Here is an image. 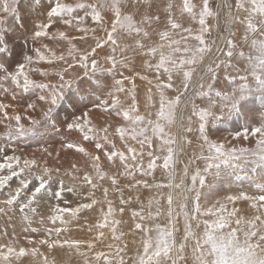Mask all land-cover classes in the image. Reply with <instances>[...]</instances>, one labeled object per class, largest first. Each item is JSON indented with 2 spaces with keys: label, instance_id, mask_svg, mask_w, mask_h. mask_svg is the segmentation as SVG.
<instances>
[{
  "label": "rangeland",
  "instance_id": "1",
  "mask_svg": "<svg viewBox=\"0 0 264 264\" xmlns=\"http://www.w3.org/2000/svg\"><path fill=\"white\" fill-rule=\"evenodd\" d=\"M53 1L54 3L51 4L46 3L48 6L51 5L47 8L45 0H31L30 2L28 1L29 4L27 5H25L27 0H15L13 5L16 9L15 13L5 14L0 11V19L4 21V24L0 25V104L7 106L5 111L8 116L20 115L22 118L21 123L26 128H33V133L26 137L9 138L7 126L11 124L14 127L15 121L5 119L3 113H0V121H2L0 122V163H6L12 157L20 158V167H23L25 160L36 161V166L32 167L30 171L25 170V172L17 176H11L8 169L0 170V180L9 177L0 185V245L11 243L17 250L21 247L25 249L36 247L40 253L44 254L41 256L38 253L35 258L31 255H25L19 261H14V264H42L45 257L49 261H53L54 264H83V259L76 255L75 250L72 251L71 255L67 248L61 249L57 247L49 252L46 245L38 243L42 239L57 238L84 242L92 241L95 243L93 251H104L109 254V259L113 264H118L119 257L115 255L117 249H122L119 255L123 257L124 264H137L136 257L138 253L142 252L143 233L135 228V224L140 222L146 227L153 229L156 224L161 226L167 224L166 199L161 200L160 209L162 214L156 216L155 219L140 221L139 217H133V212L147 215L149 201L159 199L161 193L165 192L166 194L169 191L167 188L158 189L155 187L156 184H166L168 182L167 172L162 168L163 158L167 153L160 150V141L153 138L152 148L144 145L142 162L145 171H147L148 163L152 159L147 153L151 151L153 156L161 157V159L156 161V169L151 172V175H141L139 171L135 172L132 177L123 175L124 168L119 163L118 158H115V163H110L107 157L104 156V150L112 151V145H115L116 150L127 153L128 147H133L140 151L141 146L130 138L121 140L116 132L118 127H128L129 122L124 121L122 116H117L115 113L109 114L102 111L97 105L104 100L111 103L112 96L109 93H113L118 96L121 104L127 108L132 100L131 95L128 93L132 90L134 83L139 114L145 116L146 119L155 120V113L159 106V96L155 87L157 83L156 71L154 67L151 69L146 67L145 62L147 61L154 65L158 62L159 56L149 57L143 55L141 49L136 47V40L139 39L145 45V50L143 49V52H145L148 47H155L161 42L159 39L161 31H168V29L172 31L167 26V6L169 3L173 5L172 15L178 23L181 24L180 20H185L189 15L187 13L182 14L181 9H179L183 5V0H139V2L137 0H131V2L123 0L122 11L132 15L133 18L140 16L138 15L140 12L143 13L140 20H143L146 16L159 17L158 21L152 20L151 26H144L150 33L149 36L144 38L142 36L136 37L135 35L120 33L118 35V43L121 47L126 48V51L121 52V49L117 48L116 52L113 53L110 44L105 45L103 49H97L96 55L89 58V64L91 59L95 58L98 69H103L104 71L98 70L93 74L89 68L88 75H85L84 69L79 67L70 69L68 73H65V79L73 81L72 88L64 90L63 99L58 102V106H51L50 103L39 99L40 95L50 97L47 89H30L25 93L23 88H17L12 83L11 75L17 74L20 66H23L24 74L31 81L37 84L59 85L60 80L57 73L62 72L67 65L65 61L60 60L48 63L47 59L51 58L52 53H55L56 56L63 55L66 60H69L68 53L71 47L74 46L77 49L76 55L83 51H90L91 47H94L95 41L92 29L97 30V38L105 36L101 26L94 22L91 8L86 7L87 9H81L82 14L80 15H77L74 11L69 15L67 14L65 19L70 20V24H66L64 19L52 18L51 27L47 29L48 35L36 37V29L25 27V24L34 22V19L39 15L41 20L48 24V12L54 6L56 0ZM60 1L72 5L74 8L79 3L86 4L85 1L87 3L90 2L89 4L92 5H96L99 2V0ZM218 1L209 0V5L213 11L214 7L216 10L219 9L217 7ZM190 2L196 5L195 11L197 12L202 7V0H190ZM41 5H45V8ZM159 7L162 10H159ZM223 9L227 19L228 9L224 7ZM100 11L104 18V26H110V22L113 19L112 12L107 9H100ZM71 14H76L77 16L72 17ZM23 20L27 21L24 25ZM195 21L198 22V16ZM79 26L88 29L86 36L85 33L78 30ZM244 30L242 29L241 31ZM61 32L65 34L64 39L60 38L59 34ZM244 33H240L239 37L233 40L235 48L232 49V57L226 55L228 49L217 58V52L221 51V49L217 50L213 47V56L208 57V67L210 66L215 73L214 80L211 73L207 70L208 67L202 74L204 76L203 82L205 83L204 91H208V85L212 86V99L216 105L212 111L217 115L221 114L222 108H227L228 101L216 97V91H220L222 94H230L234 87H239L242 83L240 80L241 76H247L249 86L254 87L251 75L247 74L248 70L243 73L240 67V71H238L241 58L237 59L236 57L239 52L246 51V49L244 51L243 45H240ZM207 35L213 40L210 32ZM151 40L154 43L152 42L151 44ZM38 52L44 55L46 60H40ZM113 55L117 60L127 57V66L120 67L118 65L109 74L107 69L111 68V62L108 57ZM29 57H31V60L28 59ZM247 57L248 54L245 53L243 64H247ZM42 72L47 73V75H41ZM142 76L147 79H141ZM5 77H8V79H5ZM123 77H130L132 80L124 81L125 92L115 93V80ZM18 78L22 84L23 76ZM229 78H232L234 83H230ZM149 80L152 81L151 85L148 83ZM161 81L167 82V76L162 74ZM172 82L174 88H182V76L174 75ZM5 88L7 91L4 90ZM150 88L152 89L151 101H149ZM166 95L169 98H175L177 92L173 89H168L166 90ZM188 99L195 103L198 109L209 107L208 98L196 96L191 89H189ZM29 105H32V107H29ZM50 107H53V111L46 115ZM242 110L243 115L241 116L233 115L231 118L220 121H209L204 135L207 136L211 143L224 145L226 150L234 148L254 151L257 146V138L249 134L248 139H244L243 130L264 124V97L254 94L242 106ZM85 113H87L88 126L92 127L95 130L94 132L87 133V127L83 131L76 127L71 129L68 127L70 124L74 125L76 123L83 125L85 123L83 119ZM149 113L152 115L149 116ZM181 113L184 117L182 121L184 128L190 126L192 131L183 130L179 119H177L176 125L172 128L173 133H178L185 138L182 150L177 153L175 167L179 179V176L183 175L185 164L193 161L189 164V176L185 181L190 186L191 175L197 169L203 171L205 167V161L197 159V157L202 154L207 156L208 150L206 145L203 150L201 149L204 139L199 131L200 121L198 116H192L191 124L189 125L188 117L191 115V104H189L187 109L181 105L178 109V116ZM33 122H35L34 125ZM104 129H107V133H105ZM86 133L89 135L87 140L84 139ZM106 134L107 139H105ZM68 143L83 147L89 155L85 156L83 153L77 152L75 148H67L66 145ZM96 143H100L103 146L101 150L96 148ZM93 156L100 157L99 164L102 171L108 173L109 176H116L117 184L115 186L112 185L111 180L108 178L103 181H94L97 184L95 189H92L84 181L83 177L86 174L95 178L94 162L90 159ZM45 168L50 170L48 176L51 179L45 176L47 181L46 190L36 196L35 200H32V193L39 184L37 177L44 175ZM16 170L19 172V168ZM237 175L239 179L236 176L224 173L216 178L210 173L205 174L206 187L203 191L207 198H201L202 209L218 207L217 202H219L229 212L236 209L237 215L243 216L245 219L254 217L257 213L255 209L251 208L252 201L239 199L232 203L227 200V197L240 196L242 194L249 196L261 194L264 191V170L256 169L253 171L251 167H248L242 172L237 170ZM22 180L29 181L27 188L22 187ZM137 181L140 183H137ZM145 184L149 186L145 187ZM17 189H20V195L13 203L9 204L8 200ZM105 189L108 190L107 200L112 202V206L115 209L114 216L110 219L121 221L116 231V235L121 237L119 240L113 238L109 228L103 229L104 237L99 240L96 239L100 231L96 225L102 222L103 214L107 212L108 208L104 196ZM92 199L99 202L92 209H81L76 216H73L71 211L65 212L62 214L61 219H56L55 223H53V218L58 215L59 209L73 210L84 203H90ZM121 199H124L127 203L121 204ZM156 207L157 205L153 203L151 211L154 215ZM189 207L191 208V204ZM21 208H23V211H21ZM120 208L124 209L123 213H120ZM101 209H103V212ZM205 219L210 218L199 215L198 220L201 222V227L200 229L194 227L193 230L202 232V222ZM191 223L194 226L196 221H191ZM185 225L184 217L182 215L178 216L175 224V236L178 243L183 242ZM57 228L61 230L59 234L56 232ZM150 235L154 236L155 232L153 231ZM191 243L189 242L185 254L187 264H195L191 255ZM109 245H112V247L109 248ZM81 250L87 251L83 245ZM90 255L92 254L90 253ZM101 264H103L102 261ZM179 264H184V262H179Z\"/></svg>",
  "mask_w": 264,
  "mask_h": 264
},
{
  "label": "snow or ice",
  "instance_id": "2",
  "mask_svg": "<svg viewBox=\"0 0 264 264\" xmlns=\"http://www.w3.org/2000/svg\"><path fill=\"white\" fill-rule=\"evenodd\" d=\"M131 2V0H129ZM139 2V0H137ZM15 0H0V11L5 14L15 13L16 9L13 6ZM124 4L123 0H99L96 5H85L84 3H79L75 5V8L84 9L86 7L91 8L92 17L96 24L101 26V29L105 32L103 38H97V30L92 29L93 39L95 41L94 47H91L90 51L80 52L76 55L77 49L71 47L69 49V60H66L65 56H56L52 53L51 58L47 59L48 63H52L54 60L65 61L66 67L63 68L62 72H58L60 83L55 84H37L31 81L27 75L23 72V66H20V70L15 75H11V81L16 85L17 88H23V91L27 93L30 89H47L50 93L49 96L40 95L39 99L50 103L51 106H58V102L63 99L64 90L72 88L73 81L65 79V73H68L70 69L79 67L84 69V74L88 75L89 68L92 73L95 74L98 70L103 72V69H98L97 60L95 58L91 59L89 64V58L94 57L97 53V49H103L105 45L110 44L112 47V52L115 53L117 48L121 49V52L126 51V48L121 47L118 43V35L120 33H126L127 35H135L136 37L147 38L149 32L146 30L145 25L151 26L153 19L159 20V17H145L143 20L137 22L132 15L126 14L122 11ZM168 17L167 26L172 30H180L181 24L174 19L172 15L173 5L168 4ZM217 7H225L228 9V22L234 24H240L245 27V33L243 39L245 43L250 45L249 55L247 57L248 71L251 74L252 80L254 82V87H250L247 80V76H241L240 80L242 83L239 87H234L230 94H222L220 91L215 92V96L219 97L221 100L228 101V106L226 109L222 108L221 114L217 115L212 111L216 107L212 99V86L208 85V91L205 92L204 76L200 75L199 79H194L198 74V67L202 65L206 56H211L213 53V46L216 45L215 40L206 39L205 36L209 33L210 29L207 24V18H216L219 14L214 12L210 5L209 0H202V7L199 11H195L196 5L190 2V0H183V5L181 7V13H187L192 19H196L198 16V22L200 25L199 34H192V30L184 28L183 32L188 33V36L181 35L180 39H174L172 31H161L159 33L160 43L155 47H148L146 52H143L145 45L140 42L139 39L136 40V47L141 49L143 55L149 57L159 56L157 63L150 64L147 61L145 66L148 68H155L156 80L155 85L156 91L159 96V106L155 113V120L146 119L145 116L140 115L136 105L135 96V85L133 83L132 90L128 93L131 95L132 100L130 106L125 108L118 96L113 93H109L112 96L111 103L107 100L101 101L97 105L102 111L108 112L109 114L115 113L117 116H122L123 120L129 122L128 127H118L116 132L118 133L121 140L130 138L141 146V150L133 147L127 148V153L125 151H119L115 149V145H112V151L104 150V156L110 163L115 162V158H118L119 163L124 168L123 175L132 177L135 172L139 171L141 175H151L157 167L156 161L161 159L160 156H153V152L149 151L147 154L152 157L148 163V170L145 171L142 157L144 155L143 148L147 145L148 148H152L153 138L160 141V150L166 151L167 155L163 158L162 168L167 172L168 182L166 184H156L155 187L158 189L167 188L169 191L164 194H160L159 199L150 200L148 203V213L144 215L140 212H133V217H139L140 221L152 220L156 216H160L161 200L166 199L167 209V224L161 226L156 224L155 228L146 227L140 222L135 224V228L143 233L142 239V252L138 253L136 257L137 264H179V262H186V249L191 243V255L195 261V264H264V191L259 195L249 196L247 194H242L240 196H228L227 200L229 202L235 203L236 200L244 199L250 200L251 208L255 209L256 215L251 219H245L243 216L237 215V210L227 211L223 204L217 202L218 207L203 208L201 207V198H207L203 189L206 187V176L205 174H212L214 178L219 177L222 173L230 174L232 176L237 175V170L245 171L246 168L251 167L253 171L256 169L264 170V124L258 127L246 128L243 130V138L248 139L249 134L256 137V149L254 151L248 149H230L226 150L224 145L211 143L207 136L204 135L205 128L209 121L216 122L226 118H231L233 115L241 116L243 115L242 106L252 97L254 94H259L264 97V0H236L235 9L236 13L233 14L232 6L227 3V0H221V4ZM75 8L67 3H60L56 0L53 7L50 8L48 12L49 23L40 25L39 31L35 32L36 37L47 36V29L51 27L52 18L64 19L66 24H70L71 21L65 19L67 14L72 13ZM100 9H107L112 12L113 19L110 22V26L105 27L103 24V16L101 15ZM241 13L243 15H241ZM4 21L0 19V25H3ZM78 30L88 33L87 28L78 27ZM60 38L64 39L65 34L61 32ZM235 36V32L231 33ZM83 38V37H82ZM189 40H195L198 43L195 46L189 44ZM228 51L226 55L228 57L233 56V48H235V43L232 39L227 40ZM217 50H219L217 48ZM40 60H46L44 55L37 53ZM241 58L244 57V52H239ZM31 60V57L28 58ZM108 60L111 62V68L107 69L108 73L111 74L113 70L120 67H126V60H117L116 57L109 56ZM218 67V65H217ZM162 70V73H161ZM208 72L211 73L212 79H215V73L212 68L208 67ZM200 72H203V68H199ZM167 76V82L161 81V75ZM41 75H47V73H41ZM182 76V88L175 87L173 85V76ZM23 76V83L21 84L18 77ZM8 79V77H5ZM141 79H147L146 77H141ZM131 81L130 77H123L122 79L115 80V93L125 92L124 81ZM230 83H234L232 78H229ZM148 83L151 85L152 81L149 80ZM173 89L177 92L175 98H169L166 95V90ZM189 89L198 97H207L209 101L208 108L198 109L196 104L188 99ZM7 91V89H4ZM152 89H149V101H151ZM191 104V115L188 117L189 125L191 124L192 116H198L200 124L199 131L203 136L204 144L201 145V149L206 145L208 150V155L203 154L197 159H203L205 161V167L203 171L197 169L194 174L191 175V185L186 184V179L189 176V164L193 161H189L185 164L183 169V175L177 177L176 172V156L177 153L182 150L185 138L178 133H173L172 128L176 125L177 119L181 121V127L183 130L191 132V127L184 128L182 121L184 119L181 113L178 116V109L181 105L185 109ZM7 106L0 104V113H3L4 118L7 120H14L15 126L13 127L9 124L8 135L9 138L14 137H26L30 133H33V128H26L21 123V116L15 115L14 117L8 116L5 108ZM32 107V105H29ZM53 111V107L48 109L50 114ZM152 114L149 113V116ZM85 123L81 125L80 123L70 124L68 127L71 129L76 127L81 131L87 127V133H92L95 130L88 126L87 113L84 114ZM2 122V121H0ZM35 122H33V125ZM107 133V129H104ZM85 134L84 139H89V135ZM239 136V134H237ZM107 139V134L105 135ZM96 148L98 150L102 149L100 143H96ZM67 148H75L77 152L83 153L85 156L89 154L83 147L68 143ZM93 160V168L95 169V178L91 175H85L83 177L84 181L95 189L97 184L94 181H103L106 178L111 180L112 185L117 184L116 176H109L108 173L101 170L99 156L90 157ZM131 162V163H130ZM20 158L12 157L9 158L6 163H0V170L8 169L11 176H17L25 170H31L32 167L36 166V161L25 160L23 162V167H20ZM19 168V172L16 170ZM49 169H44V175L38 176L39 180L38 186L35 187L32 193V200H35L42 191L47 188V181L45 176H48ZM9 177H5L4 180H0V185H2L5 180ZM48 179H51L48 176ZM28 180H22V187H28ZM137 183H140L137 181ZM145 187L149 185L145 184ZM210 187V186H209ZM20 195V189L13 194V196L8 200L11 204ZM108 190H104L105 201L108 204L107 212L103 214L102 222L97 223L96 227L100 229L96 239L104 237L103 229L109 228L112 232L113 238L119 240L121 237L116 235L117 226L121 221L116 219H110L114 216L115 209L112 206V202L107 200ZM31 203V201H29ZM99 203L97 200L92 199L90 203H84L80 207L69 210V209H59L58 215L53 218V223L56 219H61V216L65 212L71 211L73 216H76L81 209H92L94 205ZM121 204L127 203L124 199H121ZM153 203L157 205L155 215L152 213L151 208ZM191 204V208L189 205ZM178 209V210H177ZM23 211V208H21ZM103 212V209H101ZM120 213H123L124 209H119ZM226 213V214H225ZM183 216L186 225L185 232L183 236V242H177L175 232L176 218L178 216ZM203 215L209 217L210 219H205L203 223L202 232L194 231L200 229L201 222L198 220V216ZM191 221H196L193 226ZM63 222V221H62ZM235 225V227H233ZM61 230L56 229L57 234ZM155 232V235H150V233ZM31 243V241H30ZM40 245H46L49 252L54 248H67L69 254L75 250L76 255L83 259V264H113L109 259V254L104 251H93L95 248V243L92 241L84 242L79 240L64 239H42L39 240ZM82 245L86 247L87 251H82ZM112 245H109L111 248ZM122 249H117L115 255L119 257L118 264H124L123 257L120 256ZM43 256V253L39 252V249L33 247L31 249H25L23 247L18 250L13 247L11 243L6 245H0V264H14V261H19L20 258L25 255H31L36 257L37 254ZM90 253L92 255H90ZM42 264H54L53 261H49L45 257Z\"/></svg>",
  "mask_w": 264,
  "mask_h": 264
},
{
  "label": "bare ground",
  "instance_id": "3",
  "mask_svg": "<svg viewBox=\"0 0 264 264\" xmlns=\"http://www.w3.org/2000/svg\"><path fill=\"white\" fill-rule=\"evenodd\" d=\"M28 1L30 2L31 0H27V2L25 3V5H27V4H29L28 3ZM78 1V0H77ZM85 1V0H84ZM218 1V0H217ZM56 2V1H55ZM61 3H62V1H60ZM63 2H65V1H63ZM67 2H69V1H67ZM73 2H74V0H73ZM46 3L47 4H51V3H54V1L53 0H45V5H46ZM75 3H76V1H75ZM85 5H89V3H87L86 1H85ZM218 5L219 4H221V0H219L218 2ZM227 3L229 4V5H231L232 6V12H233V14H235L236 13V9H234V7H235V3H236V0H227ZM45 5H41V6H43V8H45ZM47 6V8L49 7V6H51V5H46ZM161 6H163V5H161ZM161 7H159V10H162V9H160ZM225 8V7H224ZM87 9V8H86ZM179 9H181V8H179ZM226 9V8H225ZM39 10V9H38ZM87 11V10H86ZM214 11L215 12H217L219 15L216 17V18H213V17H209V18H207V24H208V26H209V29H210V33H211V37H213V40H215L216 41V45L215 46H213L214 47V49H221V51H219V52H217V54H218V56H217V58L218 57H220L221 55H223L224 53H225V51H227L228 50V45H227V40L228 39H232V40H235L237 37H239V35H240V33H244L245 32V30L244 31H241L242 29H245V27L243 26V25H240V24H234V23H230V22H228V15H227V19H226V14H225V11H224V9H223V7H219V9L218 10H216L215 9V7H214ZM74 13H76L77 15H80V14H82V10L81 9H78V8H75V10H74ZM30 14V13H29ZM72 15L71 14V16L73 17V16H77V15ZM143 13H139L138 15H140V16H138V17H136V18H134L137 22H139V21H141L140 19H141V16H143L142 15ZM69 15V14H68ZM241 15H243V14H241ZM147 17V16H146ZM149 17V16H148ZM145 18V17H144ZM32 19V18H31ZM55 20V19H54ZM24 21V20H23ZM27 21H24L23 22V25L26 23ZM180 22H181V29L180 30H175V31H172V35H173V38L175 39V38H179V37H181V35H183V36H188V33H186V32H183V29L184 28H188V29H191L192 30V34L193 35H195V34H199V29H200V25H199V23L197 22V21H195V19H192L190 16L188 17V18H185V20H180ZM8 24H9V22H8ZM43 24H46V22H43L42 20H41V17H40V15L38 16V17H36L35 19H34V22H30V23H26L25 24V27H32L33 28V30H35L36 29V31H38V30H41L40 29V25H43ZM80 25V24H79ZM162 26V25H161ZM80 27V26H79ZM94 27V26H93ZM149 27V26H148ZM31 28V29H32ZM153 28V27H152ZM162 28V27H161ZM25 29V28H24ZM163 29H164V27H163ZM167 29V28H166ZM102 30V29H101ZM161 31V30H160ZM168 31H169V29H168ZM235 32V36H232L231 35V33L232 32ZM29 33H30V30H29ZM33 33V32H32ZM153 33V32H152ZM150 34V33H149ZM154 35V34H153ZM207 35V34H206ZM209 35H207V36H205V38L206 39H209ZM158 38V37H157ZM160 39V38H159ZM211 39V38H210ZM143 41H144V39H143ZM144 42H146V40L144 41ZM152 42L154 43V41H150V43L152 44ZM192 46H195L198 42L197 41H195V40H190V42H189ZM143 44V43H142ZM147 45V44H146ZM240 45L242 46L243 45V47H244V51H245V49H246V51L244 52V55H245V53H247L248 55H249V51H250V45L248 44V43H245V41H244V39L242 38V41H240ZM240 48V47H239ZM145 50V49H144ZM242 50V49H241ZM240 51V50H239ZM146 52V51H145ZM211 56H213V54H211ZM208 57L209 56H206L205 57V60L202 62V65L201 66H199L198 67V74L194 77V79H199V76L200 75H202L203 74V72H204V70L206 69V67H208ZM215 58V57H214ZM237 59H239V58H241L239 55L236 57ZM140 59V58H139ZM138 59V60H139ZM243 60H244V57L243 58H241L240 59V61H241V63H240V65H239V67H238V71H240L239 70V68L241 67V71H243V73H246V71L248 70V67H246V65H248V64H243L242 62H243ZM153 61V60H152ZM210 61V60H209ZM211 61H212V59H211ZM144 62V61H143ZM237 64V63H236ZM138 65V64H137ZM141 66V65H140ZM243 66V67H242ZM200 67H202L203 68V72H200L199 71V68ZM243 68H245L244 70H243ZM237 69V68H236ZM247 74H250V72L249 71H247ZM251 75V74H250ZM237 79V78H236ZM237 81V80H236ZM192 91V90H191ZM97 131H99V130H97ZM115 163V162H114ZM126 181V180H125ZM164 194H165V192H164ZM248 209V208H247ZM136 238V237H135ZM135 258V257H134Z\"/></svg>",
  "mask_w": 264,
  "mask_h": 264
}]
</instances>
